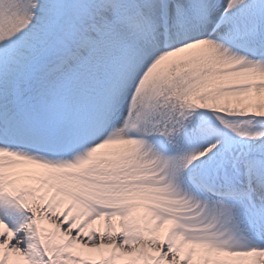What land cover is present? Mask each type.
I'll return each mask as SVG.
<instances>
[{
  "label": "snow or ice",
  "instance_id": "1",
  "mask_svg": "<svg viewBox=\"0 0 264 264\" xmlns=\"http://www.w3.org/2000/svg\"><path fill=\"white\" fill-rule=\"evenodd\" d=\"M0 264H264V0H0Z\"/></svg>",
  "mask_w": 264,
  "mask_h": 264
}]
</instances>
